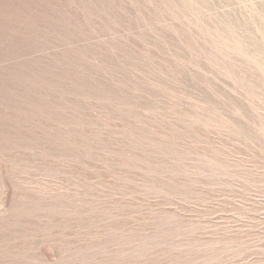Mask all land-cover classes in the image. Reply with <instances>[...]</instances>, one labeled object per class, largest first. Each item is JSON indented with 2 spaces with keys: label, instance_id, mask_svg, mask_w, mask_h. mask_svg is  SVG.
<instances>
[{
  "label": "rangeland",
  "instance_id": "obj_1",
  "mask_svg": "<svg viewBox=\"0 0 264 264\" xmlns=\"http://www.w3.org/2000/svg\"><path fill=\"white\" fill-rule=\"evenodd\" d=\"M0 264H264V0H0Z\"/></svg>",
  "mask_w": 264,
  "mask_h": 264
}]
</instances>
